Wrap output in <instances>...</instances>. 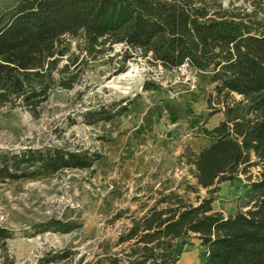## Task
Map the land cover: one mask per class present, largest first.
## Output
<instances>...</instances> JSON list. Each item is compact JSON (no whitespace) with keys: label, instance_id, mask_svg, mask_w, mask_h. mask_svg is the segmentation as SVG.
I'll return each instance as SVG.
<instances>
[{"label":"trees","instance_id":"trees-1","mask_svg":"<svg viewBox=\"0 0 264 264\" xmlns=\"http://www.w3.org/2000/svg\"><path fill=\"white\" fill-rule=\"evenodd\" d=\"M261 10L223 6L218 0H17L0 13V106L19 104L37 115L54 88L73 87L77 72L71 66L76 67L79 59L85 64L97 62L115 43L138 50L165 69L186 64L208 73L213 84L206 99L208 115L221 112L223 117L212 128H202L209 143L187 158L195 182L166 178L157 186L136 187L141 194L129 197L130 204L111 219L128 214V226L114 240L98 243L90 261L80 256L79 264H176L192 236L203 248L201 264H264ZM68 37L75 42V50ZM132 56L126 54V58ZM125 59L118 72L125 70ZM143 87L160 88L147 81ZM126 108L109 111L100 107L81 116L83 122L95 124L113 119ZM0 158L1 176L35 179L66 168L89 169L100 156L45 147L5 153ZM252 166L260 170L245 186L248 208L226 217L215 211L212 193L217 184L237 178ZM201 188L207 196H199ZM190 193H195L194 201L188 198ZM117 200H121V191L113 187L105 202ZM133 203L137 208L130 210ZM80 226L50 218L41 232L66 233ZM11 234L0 227V242ZM69 253L68 248L47 252L40 263L55 264Z\"/></svg>","mask_w":264,"mask_h":264},{"label":"rangeland","instance_id":"rangeland-1","mask_svg":"<svg viewBox=\"0 0 264 264\" xmlns=\"http://www.w3.org/2000/svg\"><path fill=\"white\" fill-rule=\"evenodd\" d=\"M218 1L245 11L264 9V0ZM16 2L0 0V13ZM67 39L75 50V42ZM127 53L133 56L126 58ZM123 59L125 70L118 72ZM79 61L70 67L77 72L73 87L54 88L37 115L19 104L0 106V156L45 147L100 156L89 169L66 168L48 177L11 179L0 175V227L12 233L0 242V264H41L45 253L67 248L68 257L55 264H79L80 256L90 261L98 243L114 240L128 226V214L111 219L130 204L129 197L141 194L136 187L157 186L166 178L195 182L187 158L198 151L205 138L202 128H212L223 117L208 115L206 99L213 87L208 73L185 64L165 69L123 43L113 44L95 63ZM146 81L160 88L145 89ZM122 106L127 110L109 121L87 124L82 120L81 113L86 110L103 107L116 111ZM259 170L252 166L237 178L217 184L212 193L214 210L224 216L246 210L245 186L248 179L257 178ZM113 187L120 188L121 200L111 204L105 198ZM198 194L207 196L202 188ZM188 198L194 201L195 193ZM129 208L137 207L133 203ZM50 218L81 226L66 233L41 232ZM198 240L192 236L185 250L197 247L200 256L203 248Z\"/></svg>","mask_w":264,"mask_h":264},{"label":"crops","instance_id":"crops-1","mask_svg":"<svg viewBox=\"0 0 264 264\" xmlns=\"http://www.w3.org/2000/svg\"><path fill=\"white\" fill-rule=\"evenodd\" d=\"M217 113L218 114H222L221 112H217ZM220 117H221V115H220ZM221 119H222V117L220 118V120ZM207 129H210V128H207ZM208 143H209V141L206 138L201 139V141H200V143L198 144V147H197L198 150L201 149L203 146L207 145ZM176 264H201V259H200V256H199V249L197 247H193V248H189V249L185 250L181 254V256H180V258H179V260L177 261Z\"/></svg>","mask_w":264,"mask_h":264},{"label":"built area","instance_id":"built-area-1","mask_svg":"<svg viewBox=\"0 0 264 264\" xmlns=\"http://www.w3.org/2000/svg\"><path fill=\"white\" fill-rule=\"evenodd\" d=\"M186 65V64H185ZM192 86H194V85H192Z\"/></svg>","mask_w":264,"mask_h":264}]
</instances>
